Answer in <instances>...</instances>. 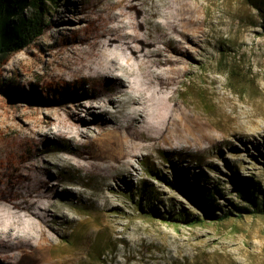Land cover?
I'll return each instance as SVG.
<instances>
[{"label": "rangeland", "instance_id": "374dc122", "mask_svg": "<svg viewBox=\"0 0 264 264\" xmlns=\"http://www.w3.org/2000/svg\"><path fill=\"white\" fill-rule=\"evenodd\" d=\"M38 1L43 31L0 66V179L12 187L0 193L13 194L0 199V264H264V214L236 216L232 206L243 204L241 182L264 196V119L254 132L233 134L220 122L224 107L242 119L253 104L264 108V0ZM166 15L179 32L158 37L156 28L171 32ZM128 35L156 39L147 48L160 52L154 59L187 62L186 71L168 63L152 71L170 108L189 103L195 130L187 136L195 139L137 148L130 173L110 179L107 163L91 157L93 135L111 128L98 108L106 85L87 66L114 57L109 40ZM179 43L189 57L172 53ZM52 184L55 197H47ZM214 185L207 208L216 216L231 210L224 219H208L187 195Z\"/></svg>", "mask_w": 264, "mask_h": 264}, {"label": "bare ground", "instance_id": "6f19581e", "mask_svg": "<svg viewBox=\"0 0 264 264\" xmlns=\"http://www.w3.org/2000/svg\"><path fill=\"white\" fill-rule=\"evenodd\" d=\"M151 16L157 17V14L152 13ZM170 18L171 15H166L163 23L171 32L156 28L158 37H168L170 33L179 32L178 23L170 20ZM133 41L142 43L138 47H133L131 45ZM156 42V39L143 41L141 36L128 35L124 39L113 37L107 45L114 57L108 58L102 54L91 65L87 66V69L94 70L100 75L105 81L104 85H106L105 101L98 108L100 114L110 116L107 122L111 128L93 135L91 139L95 141L96 148L91 157L107 163V166L103 168V173L110 179L124 177L130 173L131 163L128 159L133 156V151L137 148L146 145L152 146L154 143L158 147L162 145L171 147L173 144L181 142L189 145L195 139V136L190 138L187 136V134L192 135L195 130L194 117L189 113V103L181 100L174 102L170 108L168 106L169 95L163 86L164 81L159 73L152 71V68L160 67L163 63L171 64L174 71H186L188 69L187 62L182 57H169L163 60L164 62L154 59L160 55V52L147 48L154 47ZM115 43L120 45L115 46ZM172 51V53L184 54L185 57H189L180 43L173 46ZM120 61L124 64L122 65ZM123 76H126L127 79H123ZM151 78L155 79L156 82H153ZM132 91L133 94H130ZM97 94L96 92L93 93L95 96ZM113 96H117V99H114ZM219 101L227 104L228 98L226 95H222L219 97ZM229 103L231 104L230 107L236 109L235 104L231 101ZM144 106H147V110L143 111ZM260 106L259 103H255L252 109L247 112L243 111L245 113L244 119L241 118L240 112L237 110L234 113H227L224 107L220 109V113L224 117L220 120L221 125L229 134L236 131L257 130L261 127L260 119H264V108ZM142 111L144 113V118L142 116L144 126L139 133L134 122H137L138 117H141ZM44 118L43 123L51 121L48 116H44ZM79 119L74 117L70 123H65V132L73 133L77 121H80ZM125 119L127 120L123 123ZM158 126H161L160 130ZM156 133H158L157 136H155ZM207 136V133H203V137ZM37 170L39 171V169ZM42 171L45 174V169ZM48 181L49 177L45 174L43 182ZM48 188L47 197L54 196V185L52 184ZM102 193L104 195V192ZM51 206L58 209L55 201L51 203Z\"/></svg>", "mask_w": 264, "mask_h": 264}, {"label": "trees", "instance_id": "16d2710c", "mask_svg": "<svg viewBox=\"0 0 264 264\" xmlns=\"http://www.w3.org/2000/svg\"><path fill=\"white\" fill-rule=\"evenodd\" d=\"M27 4L33 8V12L29 16L23 14V9ZM42 15V7L38 0H0V66L4 64L13 53L31 44L43 31L44 25L41 19ZM230 72L232 73L234 70L231 68ZM150 173L153 174V172ZM0 188H2V191L6 190V188L12 190L10 185H4L2 179H0ZM235 189L238 198L243 201V204H232L233 208L238 212L236 216L247 213L264 214V196L261 197L262 199L258 200L256 196H252L250 185L242 182L239 183ZM213 190L217 191V186L214 185L212 189H202L199 193L195 191L193 195L185 194L189 195L188 198L190 202L199 208L201 210L200 212L208 219H224L231 214V210L228 209L223 212L222 215L216 216L212 209L207 208V204L214 202ZM147 192L149 194L152 193L151 190ZM7 195L1 192L0 199H7L13 196V194ZM148 212L152 216L156 214L151 210ZM176 219L177 218H175V220ZM198 219L197 216L195 221Z\"/></svg>", "mask_w": 264, "mask_h": 264}]
</instances>
